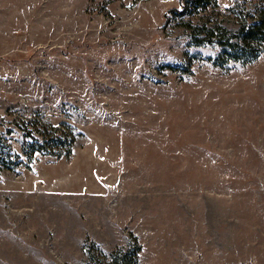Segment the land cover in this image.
<instances>
[{
    "label": "rangeland",
    "instance_id": "rangeland-1",
    "mask_svg": "<svg viewBox=\"0 0 264 264\" xmlns=\"http://www.w3.org/2000/svg\"><path fill=\"white\" fill-rule=\"evenodd\" d=\"M264 0H0V264H264Z\"/></svg>",
    "mask_w": 264,
    "mask_h": 264
},
{
    "label": "trees",
    "instance_id": "trees-1",
    "mask_svg": "<svg viewBox=\"0 0 264 264\" xmlns=\"http://www.w3.org/2000/svg\"><path fill=\"white\" fill-rule=\"evenodd\" d=\"M243 40L245 45H250V43L257 39L259 36L264 38V13L261 14L259 20L255 24L248 26L243 29ZM125 264V263H124Z\"/></svg>",
    "mask_w": 264,
    "mask_h": 264
}]
</instances>
